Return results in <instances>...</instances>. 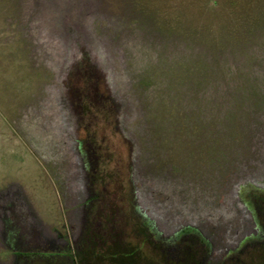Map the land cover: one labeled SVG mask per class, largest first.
I'll return each mask as SVG.
<instances>
[{
	"label": "rangeland",
	"instance_id": "374dc122",
	"mask_svg": "<svg viewBox=\"0 0 264 264\" xmlns=\"http://www.w3.org/2000/svg\"><path fill=\"white\" fill-rule=\"evenodd\" d=\"M115 242L264 264V0H0V264Z\"/></svg>",
	"mask_w": 264,
	"mask_h": 264
},
{
	"label": "trees",
	"instance_id": "16d2710c",
	"mask_svg": "<svg viewBox=\"0 0 264 264\" xmlns=\"http://www.w3.org/2000/svg\"><path fill=\"white\" fill-rule=\"evenodd\" d=\"M17 209L21 210L20 203H19V205H17ZM96 211H95V213H93L94 214V215H92L93 217H96L99 214L98 211L97 212ZM118 216H119V213L117 214V212L111 211V215L108 217H110V218L112 217L111 219H113V221H116L118 219ZM93 223H94V221H93ZM138 230H139V232L143 233L142 230H140V229H138ZM94 231H96V230H94ZM100 231L103 234V231L102 230H100ZM88 232H89L88 234L87 233L85 234L86 238L89 237L90 234H92L93 230L90 229V227H89ZM106 235H108V234H106ZM113 236H111V237L113 238ZM86 238L84 240H86ZM142 242H144V241H142ZM117 245H118V243L115 242L114 245L111 246V251H113L114 253H111V251H109V253L106 254V256H104L112 264H152V262L149 259L141 257V255L138 254L139 253L138 251L140 249L139 246L136 245V247L134 248V251L130 250L131 251V253H130V251H128V248H126V246H125V248L122 246L124 251L120 252L119 247ZM82 248H83V245H82ZM82 248L80 251H78V254L80 255L79 258H80L81 264H86V262L89 259H91L92 257H96V256L99 257V254L97 255V253H95L96 256H92V251L87 250V252H86V250L83 251ZM114 250H116V251H114ZM104 257H101V258H104ZM101 258H99V259H101ZM88 263H89V261H88ZM155 264H158V263L156 262ZM192 264H198V263L192 262Z\"/></svg>",
	"mask_w": 264,
	"mask_h": 264
}]
</instances>
